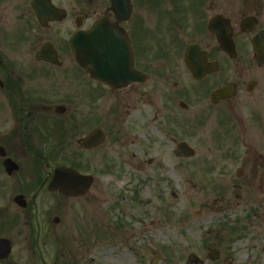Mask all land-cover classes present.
Wrapping results in <instances>:
<instances>
[{
  "label": "flooded vegetation",
  "instance_id": "1",
  "mask_svg": "<svg viewBox=\"0 0 264 264\" xmlns=\"http://www.w3.org/2000/svg\"><path fill=\"white\" fill-rule=\"evenodd\" d=\"M130 3L131 80L110 85L70 44L77 21H117L109 0H0V264H46L66 200L92 190L51 188L58 168L137 180L211 143L238 177H264V0Z\"/></svg>",
  "mask_w": 264,
  "mask_h": 264
},
{
  "label": "rangeland",
  "instance_id": "2",
  "mask_svg": "<svg viewBox=\"0 0 264 264\" xmlns=\"http://www.w3.org/2000/svg\"><path fill=\"white\" fill-rule=\"evenodd\" d=\"M208 144L195 160L155 163L137 180L118 169L93 174L82 202L66 200L46 263L187 264L193 253L200 264H264V177L236 176L240 163L214 161Z\"/></svg>",
  "mask_w": 264,
  "mask_h": 264
},
{
  "label": "water",
  "instance_id": "3",
  "mask_svg": "<svg viewBox=\"0 0 264 264\" xmlns=\"http://www.w3.org/2000/svg\"><path fill=\"white\" fill-rule=\"evenodd\" d=\"M111 9L116 16L129 12V0H110ZM115 23L106 18L96 21L88 32H77L72 37L71 44L77 62L87 70H93L94 76L109 83H115L122 78L128 79L127 70L131 68V52L127 44H122L121 37L126 35ZM123 33V34H122ZM183 150H189L185 144L180 145ZM93 178L80 175L72 170H56L50 185L67 195L84 194L91 185ZM218 257V251L212 250L209 258ZM199 259L191 254L187 263H199Z\"/></svg>",
  "mask_w": 264,
  "mask_h": 264
}]
</instances>
